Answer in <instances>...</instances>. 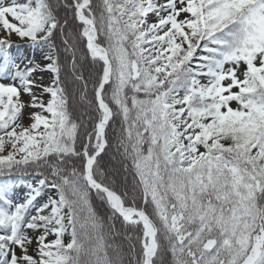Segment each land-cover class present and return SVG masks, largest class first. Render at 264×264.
I'll return each instance as SVG.
<instances>
[{
  "label": "snow or ice",
  "instance_id": "obj_1",
  "mask_svg": "<svg viewBox=\"0 0 264 264\" xmlns=\"http://www.w3.org/2000/svg\"><path fill=\"white\" fill-rule=\"evenodd\" d=\"M0 264H264V0H0Z\"/></svg>",
  "mask_w": 264,
  "mask_h": 264
},
{
  "label": "trees",
  "instance_id": "obj_2",
  "mask_svg": "<svg viewBox=\"0 0 264 264\" xmlns=\"http://www.w3.org/2000/svg\"><path fill=\"white\" fill-rule=\"evenodd\" d=\"M89 91H91V85H89Z\"/></svg>",
  "mask_w": 264,
  "mask_h": 264
},
{
  "label": "rangeland",
  "instance_id": "obj_3",
  "mask_svg": "<svg viewBox=\"0 0 264 264\" xmlns=\"http://www.w3.org/2000/svg\"><path fill=\"white\" fill-rule=\"evenodd\" d=\"M37 58H39V53H37Z\"/></svg>",
  "mask_w": 264,
  "mask_h": 264
}]
</instances>
